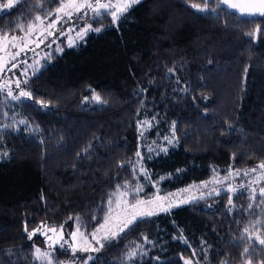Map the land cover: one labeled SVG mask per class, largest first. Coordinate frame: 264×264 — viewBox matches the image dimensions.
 <instances>
[{
	"label": "trees",
	"instance_id": "obj_1",
	"mask_svg": "<svg viewBox=\"0 0 264 264\" xmlns=\"http://www.w3.org/2000/svg\"><path fill=\"white\" fill-rule=\"evenodd\" d=\"M61 2L18 1L0 14V34ZM71 21L90 26L81 40L61 37L19 87L0 88V264H44L37 229L76 223L90 233L110 194L148 197L158 178L168 192L231 173L232 193L138 218L87 264H264V182L241 183L264 164V13L139 0L115 22ZM53 254V264L75 257Z\"/></svg>",
	"mask_w": 264,
	"mask_h": 264
},
{
	"label": "rangeland",
	"instance_id": "obj_2",
	"mask_svg": "<svg viewBox=\"0 0 264 264\" xmlns=\"http://www.w3.org/2000/svg\"><path fill=\"white\" fill-rule=\"evenodd\" d=\"M18 1L20 0H14V6ZM137 1L139 0H135V2L127 0V3L130 7ZM8 2L9 0H0V14L10 11L14 7L5 9L3 6ZM78 2H83V0H78ZM91 2L95 3L96 0H91ZM100 2L115 4L118 0H100ZM120 2H124V0H120ZM68 3L69 0H62L57 9H60L62 4L66 5ZM221 3L242 15H261L264 13V9L259 7V0H228V3H224L221 0ZM233 3L239 5V7L232 8L230 5ZM57 9L46 16L35 14L34 20L25 25L23 21H17L15 26L20 28L17 33L10 34L5 32L0 34V65L6 64V67L0 70L1 90L12 92V89L17 86L20 74L36 69L38 64L42 62V59L47 58L53 48L57 47L61 37L65 38L66 43L74 45L89 31L90 28L88 26H78L77 23L71 20L78 15L85 16V14L93 13L91 10L75 13L71 19H62L58 24L49 27V24L56 19ZM60 15H63V13H60ZM109 15L111 16L110 13ZM37 16L40 17L39 21L36 20ZM85 28H88V30L86 32L82 31V29ZM12 37H16V39L11 40ZM12 45L15 46L13 47ZM17 52H19V55H15ZM14 55L15 59L13 60L12 56ZM13 63H15L17 67L12 68L11 65ZM96 97L94 98V102L97 101ZM237 174L231 173L228 178L214 176L209 180L168 192H163L161 190L160 181L163 177L158 178L153 181V193L148 197H140L141 191H136L133 195L128 191L116 192L114 200L110 203L108 214L105 219L98 226L93 228L90 233H85L79 229L76 223H74L71 228L44 226L39 232L36 231V234H40L41 237H43L44 243L43 246L35 248V258L38 259L36 250L40 249L41 252L49 253L48 259H50L51 264H53V252H55L56 249H64L71 252V255H75V257L66 258L61 264H87L92 253L95 251L94 249H96L102 241L115 237L121 229L124 228V224L133 219L134 215H136L138 219L141 218L138 215L139 213L150 212L155 214L219 191H228L232 193L235 190V178ZM244 177L245 180L241 181L243 185L256 188L260 186V183L264 182V168L258 166L255 171L244 173ZM263 187L264 186H260L261 189L259 190L264 189ZM137 201H143L144 203L137 207H133V205H136ZM145 216L147 215L143 217ZM51 229H55V231H51ZM73 233L75 234L74 236L72 235ZM81 254H85V257H78L79 255L81 256ZM38 260L46 264L45 260Z\"/></svg>",
	"mask_w": 264,
	"mask_h": 264
},
{
	"label": "snow or ice",
	"instance_id": "obj_3",
	"mask_svg": "<svg viewBox=\"0 0 264 264\" xmlns=\"http://www.w3.org/2000/svg\"><path fill=\"white\" fill-rule=\"evenodd\" d=\"M132 2H135V0H132ZM222 2L224 3H228V0H222ZM14 6V0H9V2L4 5L3 7L5 9L7 8H11ZM232 8H237L239 7V5L237 4H231L230 5ZM129 7V4L127 3V0H124V2H120V0H118L117 3L112 4V3H101L100 0H96L95 3H92L91 0H83V2H78V0H69V3L64 5L62 4L60 9H57V16L56 19L53 20L50 24L49 27H52V25L54 24H58L62 19L68 18L71 19V17L75 14V13H81L84 10H91L95 15L99 16L101 14H111V19L113 22H115L116 20L119 19V17L127 11ZM190 7H192L193 9H195L198 12H205L207 11V7L205 5V7H201L198 4H191ZM259 7L261 9H264V0H259ZM60 13H63V15H60ZM36 20H40V17L37 16ZM90 28V26H88ZM31 30V29H30ZM88 30V28L82 29V31L86 32ZM95 31H100V29H95ZM262 31H264V29H262ZM51 34V33H48ZM63 34V33H61ZM7 38V37H4ZM16 37H12L11 40H15ZM42 42V41H41ZM13 47L15 45H12ZM15 55H19V52L15 53ZM15 55L12 56V59H15ZM6 67V64L4 65H0V70H3V68ZM12 68L17 67V65L15 63H13L11 65ZM10 70V69H9ZM26 83V82H25ZM17 87H19V81H17ZM11 94V93H9ZM21 96H30V93L27 92H21L20 94ZM18 99V97H15ZM97 100H99V97H96ZM137 156H139V153H137ZM260 167L264 168V164H262ZM254 171V170H253ZM120 186L117 185V189H119ZM134 191H140L139 188L135 189ZM261 193L264 194V189L261 190ZM116 194H110V203L112 201V196H114ZM143 201H137L136 205H133V207H137L141 204H143ZM140 217H143L144 215H152V213H139L138 214ZM137 220V216L134 215L132 220L127 221L124 224V228L121 229V231H124L125 229L130 228ZM37 231H39L37 229ZM51 231H55V229H51ZM31 235H33V233H29V236L31 237ZM73 236L75 235L74 233L72 234ZM115 235V234H114ZM261 244H264V239L260 240ZM101 247H103V244L101 245ZM95 251H99V249H94ZM38 253V259H42L46 261V264H51V260L48 259L49 257V253L47 252H41L40 249L36 250ZM248 249H245V252H247ZM91 259V257H90ZM249 264H251V262H249Z\"/></svg>",
	"mask_w": 264,
	"mask_h": 264
}]
</instances>
